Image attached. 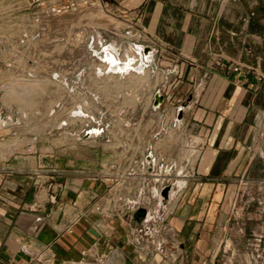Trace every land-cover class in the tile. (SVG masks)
Wrapping results in <instances>:
<instances>
[{"label": "crops", "instance_id": "obj_1", "mask_svg": "<svg viewBox=\"0 0 264 264\" xmlns=\"http://www.w3.org/2000/svg\"><path fill=\"white\" fill-rule=\"evenodd\" d=\"M101 2L162 57L157 88L167 105L136 128L112 125L122 133L106 141L22 129L1 116L0 264H219L226 243L240 246L234 195L264 158V6ZM112 45L117 62L134 66L115 73L140 72L142 55L120 58ZM101 62L114 73L115 64ZM143 205L149 216L138 223L133 213Z\"/></svg>", "mask_w": 264, "mask_h": 264}, {"label": "rangeland", "instance_id": "obj_2", "mask_svg": "<svg viewBox=\"0 0 264 264\" xmlns=\"http://www.w3.org/2000/svg\"><path fill=\"white\" fill-rule=\"evenodd\" d=\"M249 2H257L256 8L264 6V0ZM113 43L120 58L136 56L134 48H150L148 53L154 58L145 67L146 73H109L100 56ZM155 50L127 20L99 1L53 17L30 5V0H0V117L11 115L22 129L32 124L34 131L49 130L55 136L77 133L85 140L88 130H97L100 138L91 139L106 141L107 135L114 134L119 139L122 131L112 132V125L136 128L139 122L156 120L155 115L162 114L167 105L165 101L154 108L157 91L165 99L164 91L157 88L163 85L164 75L158 70L162 57ZM104 92L110 98H104ZM25 114L31 119L29 124L22 120ZM261 125L259 135L264 140V122ZM128 133L129 140L137 143L138 130ZM255 168L234 195L237 219L233 223L238 226L232 240L240 246L234 250L233 243H226L219 264H240L247 249L264 241V158Z\"/></svg>", "mask_w": 264, "mask_h": 264}, {"label": "built area", "instance_id": "obj_3", "mask_svg": "<svg viewBox=\"0 0 264 264\" xmlns=\"http://www.w3.org/2000/svg\"><path fill=\"white\" fill-rule=\"evenodd\" d=\"M97 1L101 2V0H30V5L41 8L45 13L51 14L53 17H59L72 11L81 10L84 7L93 6ZM259 80H264L263 73L260 74ZM88 132H91V130H88ZM145 204L147 205L149 202L147 201ZM143 207L146 209L148 206L143 205ZM245 254L241 258L240 264H264V241H259L254 247L247 249Z\"/></svg>", "mask_w": 264, "mask_h": 264}, {"label": "bare ground", "instance_id": "obj_4", "mask_svg": "<svg viewBox=\"0 0 264 264\" xmlns=\"http://www.w3.org/2000/svg\"><path fill=\"white\" fill-rule=\"evenodd\" d=\"M112 46H113L112 44H109L108 46H106L101 52V56H100V59L102 61H105L107 65H109V63L112 65L115 64L114 67L113 66L111 67V71L115 72V71H118L119 69H122L123 72L127 73L128 70L134 69L133 61L131 60V58L130 59L128 58L126 63L117 62V59H115V53H117V47L115 46L112 47ZM134 51H135L136 56L140 58V56L142 55V57L144 58V62L140 64V67L138 69V71L142 72L143 70H145V67L150 64L151 59H152L151 54L146 55L143 48L141 49L139 47H137V50L136 48H134ZM97 54H98V51H97ZM108 70L110 71L109 67H108ZM75 114L81 115L82 113L81 111H77Z\"/></svg>", "mask_w": 264, "mask_h": 264}, {"label": "water", "instance_id": "obj_5", "mask_svg": "<svg viewBox=\"0 0 264 264\" xmlns=\"http://www.w3.org/2000/svg\"><path fill=\"white\" fill-rule=\"evenodd\" d=\"M143 50L146 53V55H148V52H149L150 48H145V49L143 48ZM154 100H155V102H154V108L155 109H158V107H161L164 104V102H165L164 96L161 94L160 91H157V93L154 96ZM180 118H182V116H180ZM88 137L89 138L90 137L100 138V132L97 131V130H94V133H93V131L88 132V135H87L86 139ZM148 157H149V163H150V165L152 167V165H153V158L151 156H148ZM171 191H172V187L171 186L166 187L162 191L161 196L164 199V203L166 201H169L170 200L169 198H170ZM133 215H134L135 220L138 223H143L144 221H146L148 219V216H149L148 210L145 209V208H142V207L136 209L134 211Z\"/></svg>", "mask_w": 264, "mask_h": 264}]
</instances>
